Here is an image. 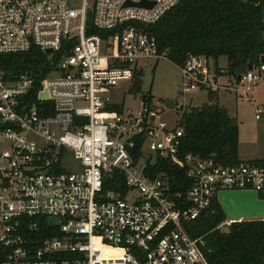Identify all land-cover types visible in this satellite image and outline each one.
<instances>
[{
  "label": "built area",
  "instance_id": "2783aa9c",
  "mask_svg": "<svg viewBox=\"0 0 264 264\" xmlns=\"http://www.w3.org/2000/svg\"><path fill=\"white\" fill-rule=\"evenodd\" d=\"M181 1L0 0V55L50 50L45 56L57 58L37 92L25 74L0 72V264H207L185 225L220 192L264 201V161L183 155L179 121L169 127L147 94L135 112L108 110L110 89L130 88L139 63L165 58L148 28ZM261 57L242 74L189 58L178 67L180 92L244 98L264 85ZM254 118L264 119V103ZM68 157L79 169L64 167ZM166 164L183 172L182 191ZM35 217L57 236L29 235L23 219ZM248 222L264 224V216L226 217L217 229Z\"/></svg>",
  "mask_w": 264,
  "mask_h": 264
},
{
  "label": "trees",
  "instance_id": "16d2710c",
  "mask_svg": "<svg viewBox=\"0 0 264 264\" xmlns=\"http://www.w3.org/2000/svg\"><path fill=\"white\" fill-rule=\"evenodd\" d=\"M157 41L159 53L176 67L192 57H204L217 66L225 59L228 72L242 74L248 65L258 64L264 53L262 7L259 0H182L149 28ZM34 50L29 53L0 55V72L5 76L25 74L33 81L32 92H37L41 80L51 71V61ZM142 73L134 74L129 91L140 94ZM148 102L151 101L147 95ZM208 102L181 112L179 127L183 131L181 153L214 158L221 165L238 163V122L217 103V93H207ZM121 103L108 106L113 113H121ZM167 163V162H166ZM175 178L171 187L182 191L183 172L166 164ZM104 185V189H122ZM226 218L216 198L210 207L193 222L185 225L193 239L200 238V252L207 264H264V224L248 222L226 230L217 226ZM23 229L39 238H54L58 228L45 217L23 219ZM35 224L34 229L28 226ZM5 251L0 248V262Z\"/></svg>",
  "mask_w": 264,
  "mask_h": 264
},
{
  "label": "rangeland",
  "instance_id": "374dc122",
  "mask_svg": "<svg viewBox=\"0 0 264 264\" xmlns=\"http://www.w3.org/2000/svg\"><path fill=\"white\" fill-rule=\"evenodd\" d=\"M218 64L222 67L225 66V59H219ZM138 67L142 72V93L151 96L152 107L163 110L161 120L169 127L176 126L181 116L180 110H174V103L179 106L185 103L188 106L185 109L187 110L189 107L197 108L208 102L206 93L181 94L180 72L178 67L167 59H149L139 63ZM109 93L110 99L115 103L123 104L125 110L135 112L140 109L141 94H132L126 82L110 89ZM263 103L264 85L244 98H237L233 94L224 92L218 94L219 106L224 107L230 116L236 117L238 122L239 148L242 159L247 158L245 155L252 156L259 153L260 156L251 160L264 161V120L257 121L254 118V107ZM5 148L7 145L0 141V149ZM64 167L75 171L79 169V163L68 157Z\"/></svg>",
  "mask_w": 264,
  "mask_h": 264
},
{
  "label": "water",
  "instance_id": "95a60500",
  "mask_svg": "<svg viewBox=\"0 0 264 264\" xmlns=\"http://www.w3.org/2000/svg\"><path fill=\"white\" fill-rule=\"evenodd\" d=\"M51 54L50 50L45 52L46 56ZM264 61V57H261ZM251 65H248V69ZM145 95H142V103ZM218 203L228 218H250L264 216V201L258 200L252 191H224L218 194Z\"/></svg>",
  "mask_w": 264,
  "mask_h": 264
},
{
  "label": "crops",
  "instance_id": "0c3cea01",
  "mask_svg": "<svg viewBox=\"0 0 264 264\" xmlns=\"http://www.w3.org/2000/svg\"><path fill=\"white\" fill-rule=\"evenodd\" d=\"M217 65H219V64H217ZM220 66V65H219ZM248 69V68H247ZM141 72V71H140ZM142 73V72H141ZM141 95L142 94H144V93H140ZM218 94L219 93H217V103H218ZM147 95H149V94H147ZM151 97V96H150ZM175 104V103H174ZM219 105V104H218ZM221 107V106H220ZM222 108H224V107H222ZM225 109V108H224ZM226 110V109H225ZM227 111V110H226ZM227 113H228V115H229V112L227 111ZM230 116V115H229ZM230 117H232V116H230ZM232 118H235L236 119V117H232ZM264 120V119H263ZM240 148L238 149V158H239V160L240 161H252L251 159L252 158H254V157H258V156H260L259 155V153H255L254 155H252V156H250L249 154L248 155H245L247 158L246 159H242L241 157H240Z\"/></svg>",
  "mask_w": 264,
  "mask_h": 264
}]
</instances>
